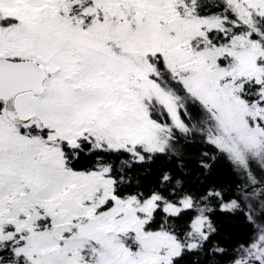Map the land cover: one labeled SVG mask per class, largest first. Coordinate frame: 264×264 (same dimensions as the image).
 I'll use <instances>...</instances> for the list:
<instances>
[{
  "label": "snow or ice",
  "instance_id": "obj_1",
  "mask_svg": "<svg viewBox=\"0 0 264 264\" xmlns=\"http://www.w3.org/2000/svg\"><path fill=\"white\" fill-rule=\"evenodd\" d=\"M0 264H264V0H0Z\"/></svg>",
  "mask_w": 264,
  "mask_h": 264
},
{
  "label": "trees",
  "instance_id": "obj_2",
  "mask_svg": "<svg viewBox=\"0 0 264 264\" xmlns=\"http://www.w3.org/2000/svg\"><path fill=\"white\" fill-rule=\"evenodd\" d=\"M209 150L207 145H203L200 142H193L187 151L193 157V159L201 152ZM88 164L87 160L81 161L77 166L79 168L86 167ZM231 180V173L227 162L223 159L217 161L214 175L212 176V182H228ZM221 223H226L225 234H231L235 239H246L247 238V228L243 224L242 220L233 221H223Z\"/></svg>",
  "mask_w": 264,
  "mask_h": 264
}]
</instances>
